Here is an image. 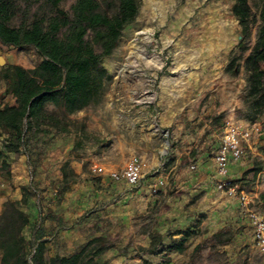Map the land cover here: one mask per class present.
I'll return each mask as SVG.
<instances>
[{"label": "rangeland", "instance_id": "rangeland-1", "mask_svg": "<svg viewBox=\"0 0 264 264\" xmlns=\"http://www.w3.org/2000/svg\"><path fill=\"white\" fill-rule=\"evenodd\" d=\"M13 1V27L51 13L48 0ZM75 1L62 0L60 8L70 13ZM236 1L141 0L135 22L123 32L113 55L102 61L110 76L103 99L66 117L51 106L71 132L29 136L26 151L0 161V216L8 202H19L25 212L41 205L45 193L70 200L80 194L75 200L90 233L85 245L101 236L112 246L95 264H107V254L123 259L121 264H264L247 208L217 190L220 176L214 163L225 124L245 123L249 112L242 100L244 69L234 77L226 68L233 58H241L243 66L254 47L260 0H249L252 17L244 53L238 49L242 28L232 13ZM0 58L2 90L7 67L33 69L42 61L33 48L1 45ZM14 103L12 97L0 100V106ZM253 123L261 126L262 136L264 122ZM83 129L85 135H77ZM1 134L0 148L5 138L0 129ZM133 158L143 164L144 183L132 187L108 179L111 172L122 173ZM66 162L79 176L76 184L63 182ZM259 164L262 171L249 170L232 181L252 198L249 209L264 212L263 161L254 168ZM96 166L106 174L95 173ZM30 231L27 226L24 236L36 242ZM229 237L231 242L220 243ZM198 245L202 247L195 254Z\"/></svg>", "mask_w": 264, "mask_h": 264}, {"label": "trees", "instance_id": "trees-1", "mask_svg": "<svg viewBox=\"0 0 264 264\" xmlns=\"http://www.w3.org/2000/svg\"><path fill=\"white\" fill-rule=\"evenodd\" d=\"M48 1L51 6L48 16L37 17L29 25L13 27L16 5L13 0H0V45L13 49L33 48L42 58L33 69L13 65L1 74L5 88L0 100L7 97L15 100L14 105L0 106V129L5 135L0 148L3 164L9 153L26 151L29 136L46 130L59 134L71 132L69 124L50 110L51 106L62 110L66 117L103 99L110 76L102 61L113 55L123 32L138 17L141 5V0H76L69 13L60 8L62 0ZM232 13L242 28L238 49L244 53L252 17L249 0H237ZM259 19L255 45L246 58H242L243 66L239 62L241 58H233L226 68L234 77L244 69L246 87L242 100L249 110L246 119L252 123L264 115V0H260ZM85 133L83 129L77 135ZM262 153L264 157V148ZM261 165L251 171H262ZM61 172L65 185L74 184L79 178L69 162L63 165ZM232 183L238 184L237 181ZM25 199L23 196V203ZM19 204L8 202L0 216V264H95V259L112 247L104 238L97 237L71 256L57 255L48 259L44 241H28L24 236L29 216ZM188 235L186 232L182 241ZM154 238L153 235V244ZM231 241L229 237L220 243L225 245ZM180 246L175 248L179 250ZM201 247L198 245L194 253Z\"/></svg>", "mask_w": 264, "mask_h": 264}, {"label": "crops", "instance_id": "crops-1", "mask_svg": "<svg viewBox=\"0 0 264 264\" xmlns=\"http://www.w3.org/2000/svg\"><path fill=\"white\" fill-rule=\"evenodd\" d=\"M2 92L3 90L0 88V95ZM257 121L262 124L264 118ZM247 123H249L248 120L245 121V124ZM218 146L219 143L216 146L217 149ZM245 148L247 151L246 157L238 163L232 162L229 167V176L227 178L220 177L219 181L225 179L239 180L244 173L254 168L255 162L263 161L264 163L261 151L264 148V134L259 140L255 139L251 145H245ZM108 179L111 180L109 177ZM142 183H144L143 180ZM43 196L41 205L29 206L25 209V213L29 215L28 228L31 229V237L36 242L44 241L46 243L48 259L57 255L71 256L85 246L90 234L82 216L83 210L80 209L79 202L75 200L80 194L74 196L73 200H70L67 195L56 197V194L45 193ZM97 237L101 236L93 238ZM107 255V264H121L123 262L120 257L111 258V254ZM96 260L98 261V257L95 262Z\"/></svg>", "mask_w": 264, "mask_h": 264}, {"label": "built area", "instance_id": "built-area-1", "mask_svg": "<svg viewBox=\"0 0 264 264\" xmlns=\"http://www.w3.org/2000/svg\"><path fill=\"white\" fill-rule=\"evenodd\" d=\"M261 137V126L257 123L227 122L219 136V146L215 155L218 175L222 178L229 176V167L232 162H240L246 156V146ZM192 169H195L193 166ZM94 172L103 176L104 168L96 166ZM109 178L115 182L125 181L129 186L137 187L144 178L143 164L138 158H133L126 169L120 172H111ZM233 181L225 179L219 181L217 190L223 194L237 198L241 206L247 208L248 219L253 228V242L255 248L264 254V212L249 209L252 198Z\"/></svg>", "mask_w": 264, "mask_h": 264}, {"label": "water", "instance_id": "water-1", "mask_svg": "<svg viewBox=\"0 0 264 264\" xmlns=\"http://www.w3.org/2000/svg\"><path fill=\"white\" fill-rule=\"evenodd\" d=\"M0 63L4 64V60L2 58H0Z\"/></svg>", "mask_w": 264, "mask_h": 264}, {"label": "bare ground", "instance_id": "bare-ground-1", "mask_svg": "<svg viewBox=\"0 0 264 264\" xmlns=\"http://www.w3.org/2000/svg\"><path fill=\"white\" fill-rule=\"evenodd\" d=\"M166 151H163V154L165 153Z\"/></svg>", "mask_w": 264, "mask_h": 264}]
</instances>
